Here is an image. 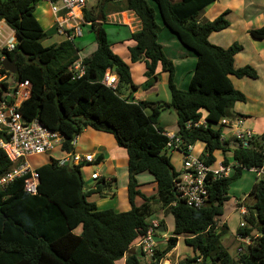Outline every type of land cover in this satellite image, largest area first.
Instances as JSON below:
<instances>
[{
  "label": "trees",
  "instance_id": "16d2710c",
  "mask_svg": "<svg viewBox=\"0 0 264 264\" xmlns=\"http://www.w3.org/2000/svg\"><path fill=\"white\" fill-rule=\"evenodd\" d=\"M37 1L0 0V20L14 30L18 39L16 48L7 56L16 57V79L31 84L30 95L20 104L19 111L27 121L36 118L48 129L61 133L64 141L58 149L62 154L75 151V137L87 128L112 134L117 146L128 156L130 208L98 209L88 197L109 191L110 183L100 181L95 188L86 190L81 166L60 164L51 158L35 168L36 194L23 190L26 176L14 179L0 190V264H116L151 226L153 201L171 214L173 231L163 250H154L150 262H140L135 253H129L125 264H159L162 256L176 246L179 236H183L194 253L177 264H264V176L254 181L249 192L253 202L246 206L244 226L237 228V233L248 237L249 243L233 258L220 241L226 226L214 227L228 198L232 173L207 182L209 197L205 205L188 206L174 189L176 170L164 151L167 137L158 122L162 111L173 109L177 117L176 134L182 139V146L202 142L200 158L206 164L215 161V151L220 150L223 155L230 151L237 163L232 177L244 169L263 165V156L255 145L234 144L235 148L230 149V141L220 139V120L231 115L235 102L244 101L230 76L257 77L252 66L233 65L234 55L242 45L233 42L222 47L208 40L212 32L228 27L225 17L228 11L211 20L199 21L200 12L216 0H95L96 5L83 9V16L95 32L97 47L81 59L84 72L76 77L78 47L67 40L43 44L47 31L34 16ZM109 3L113 8H109ZM124 10L133 12L141 23V28L130 34L135 42L128 48L130 61L144 62V75L148 79L156 76L157 65L168 73V103L130 101L125 95L136 89L129 65L111 50L105 29L95 22L98 16L104 20L109 13ZM156 11L163 25L196 55L187 89L175 84L174 64L158 42ZM247 33L264 43V24L249 28ZM106 71L117 76L115 88L102 82ZM201 118L204 125L185 127L187 121ZM99 159L96 157L97 163ZM222 161L226 164L228 158L224 155ZM10 167L0 150V176ZM143 172H148L156 184L153 196L144 195L138 188L137 176ZM137 196L143 199L138 206ZM154 233L163 232L157 226Z\"/></svg>",
  "mask_w": 264,
  "mask_h": 264
},
{
  "label": "crops",
  "instance_id": "0c3cea01",
  "mask_svg": "<svg viewBox=\"0 0 264 264\" xmlns=\"http://www.w3.org/2000/svg\"><path fill=\"white\" fill-rule=\"evenodd\" d=\"M217 1L218 0H216V2H214L209 7L204 8L200 12L198 17L199 21L211 20L215 18L217 15H219L221 12H223L224 10L228 11L225 17L229 18L230 21L232 20L231 19V16L233 15L232 11L234 12L236 11L241 17H243L245 21L243 33L245 34L244 35L245 39L246 41H248L249 45L242 46V49L234 55L233 65L235 68L242 67L245 65H250L257 72L256 78H250L246 76L242 78H237L233 75L230 76V80L234 88L240 91L244 95V101H237L233 104L231 109V115L229 117H241L243 119L244 127L250 128L256 134L261 135L264 133V43L263 41L255 40L251 38L250 35L247 33V30L249 28L261 27L264 24V8L262 11V7L256 4V0H230L229 2L223 0L222 4H219ZM94 5H96L95 0H93L91 7H93ZM109 8H113L112 3H109ZM155 16L157 21V17H158L157 14H155ZM97 18L98 19L95 20L97 26L99 25L102 26L104 23H109L118 26V30L112 28L113 34L115 35L113 39L110 41V44H111V50L115 54L120 56L129 65L132 82L136 85V89L129 91L125 94L128 100L137 101V100L147 99L155 102L168 103L170 101V94L168 90V73L166 71H163L160 68V65H157L155 71L156 76L148 79L144 75L146 71L145 63L140 61L139 62L130 61V53L128 48L135 44V42L132 39H130V34L141 28L140 20L134 15L133 12L127 10L109 13L108 15H106L104 20H102L101 17H97ZM160 24L162 25V23L161 22L158 23L159 27ZM48 28H50V30H53L55 32L53 26V20L52 23L48 26ZM89 31H91L95 35L94 31L92 30ZM106 34L108 37L107 31ZM160 34L165 38V40L171 42L172 48H175L179 51L178 55H174L172 51H166V49L163 48L164 42H162V40L159 39ZM174 35L175 34H173V32H171L170 30L169 32H165V30H163L160 27L158 31L157 39L158 42L161 44L163 52L166 55V57L170 59L174 64L175 84L177 85V87L181 89H186L196 63V55L193 51L189 50L188 48H186L185 51L182 50L183 49L181 48L182 44H180L177 37ZM227 36L229 37L227 38ZM222 37L223 39L226 38L225 43L223 44L220 43V40H215V39H221ZM208 40L211 43L227 47V45L229 46L235 40V34L232 33L230 29L225 28L218 32H212L208 36ZM60 41H63V38L59 36L57 42ZM74 44L79 49V51L77 52L79 58L82 59L83 57H86L89 54H91L96 49L97 47L96 35L94 41L89 42L86 38H84L79 44L78 42H74ZM177 71L185 73L184 79L182 80L180 85H178L177 81L175 80ZM146 82H148L149 85L146 86L145 85ZM160 98H164V99H160ZM161 115L162 113L160 114V116ZM161 127L164 129L165 132H173V133H177V129H178L177 124L176 126H173L170 129L167 128L169 126L167 127L161 126ZM221 131L224 134V140L230 141L229 148L231 149V146H234L235 141L232 138H230L231 135L227 133L226 127L222 126ZM73 146L76 152L92 153L94 154V156L100 157L99 162L97 164H94L96 168H90L89 173L86 174L87 175L86 178L84 177L81 169L86 190L95 188L97 183L100 181L109 182L111 185L109 191H102L101 194L92 193L88 197V200L93 201L98 209L113 208L116 211L128 210L130 208V204L125 205V203L123 205L124 207L122 210L118 209V206L121 204L119 201H117L119 199L117 198L114 188L112 187L116 185L118 180L122 179L124 188H121V190L123 191L122 193H124L126 200H128L127 199L128 177L126 170L128 156L123 148L117 146L114 137L111 136L109 133L87 128L82 133H80L75 137L73 141ZM195 147H196V151L194 150ZM203 147L204 144L202 142H196L195 144H193V149L191 154L193 156L200 157L202 155ZM57 151L60 150L59 149L54 150L53 152H57ZM194 151L196 152L195 154H193ZM217 152L219 153L218 156H217ZM52 153L50 155H47L48 156L47 159L44 160L42 163L38 164L37 167L42 164L50 162L51 158L58 159L63 155L62 154L61 156L54 157ZM224 155L228 158V162H233L232 153L230 151L225 152ZM224 155L220 150L215 151L214 152L215 161L212 163V165H216L218 162L222 161ZM104 169H105V173H102V171L104 172ZM95 171L99 174L100 177L97 180H92L90 179V174ZM150 181H151L150 188L145 187L143 189L141 188V185L139 187V190L146 196H149L150 194H154V192L156 193V184L154 181L152 180ZM142 202L143 199L137 196L135 199V204L138 206ZM163 211L164 210H160L162 216L164 215ZM153 216L154 213L151 215L149 219L151 221L158 222L155 217L153 218ZM222 221L225 222L226 219L223 218ZM163 227L164 225L163 224L160 225L158 222V230L159 232H163V233L158 235L154 233L153 238L154 241L156 240L155 249L158 248L157 247L158 243L164 241L162 239L166 240L169 237L168 233L163 231ZM163 235L165 236L163 237ZM180 237L181 236L178 237L177 244L179 242ZM138 242L139 240L134 241V243L130 246L128 251L124 254V256L121 259H119L116 262V264L117 263L125 264L124 263L125 257L129 253H135L136 256L139 258L140 262H144V263L150 262L149 257L145 256L144 253H142L140 248L137 246ZM177 244L171 250L172 252L175 251ZM190 249L192 248L187 245V250L189 251V254L188 255L184 253L183 255L181 254L179 261L185 259L187 256L193 255L194 252L193 250ZM160 262L159 264H163V262L162 263Z\"/></svg>",
  "mask_w": 264,
  "mask_h": 264
},
{
  "label": "built area",
  "instance_id": "2783aa9c",
  "mask_svg": "<svg viewBox=\"0 0 264 264\" xmlns=\"http://www.w3.org/2000/svg\"><path fill=\"white\" fill-rule=\"evenodd\" d=\"M48 3L51 14L53 15V26L55 33L63 40L75 42V39L82 36V25H89L84 21L83 9L88 0H41ZM18 42L14 30L3 20H0V150L11 163L8 171L0 176V190H3L14 179L26 176L24 178L23 190L31 195L37 193L38 173L27 161V158L36 155L49 154L64 141V136L54 130L45 127L40 120L33 119L27 121L19 111L20 104L29 97L31 84L28 80H17L15 74L5 70L2 61L8 57ZM3 70V71H2ZM75 76L83 74L84 68L79 58L74 64ZM102 82L112 88L118 83L116 75L106 71ZM205 120L201 118L196 122L187 121L185 127H197L204 125ZM220 126L227 128V133L231 135L235 144H241L244 147L255 145L263 156V165L261 167H252L248 170L255 171L257 176L264 174V135H258L250 128L243 126L241 117H223L220 120ZM167 137L164 151L177 150L183 157L182 170L176 171L173 179V186L179 198L183 199L188 206L201 207L208 200L207 182L217 178H226L234 171L236 162L223 161L216 165L206 164L200 157L191 154L193 145L184 144L182 139L176 133L163 132ZM221 140H224V134L221 133ZM57 145V146H56ZM60 164L71 165H91L97 164L96 156L92 153H79L75 151L65 152L57 159ZM80 168V169H81ZM99 174L95 171L90 174V179L97 180ZM237 209L241 216L247 214V209L242 201L238 200ZM241 217V219H242ZM224 221H217L214 224L215 229L224 225ZM158 222L151 221V226L146 234L139 240L137 246L145 256L151 260L155 250L154 229ZM244 222H240L238 227H243ZM165 235H163L164 237ZM241 241L248 242V237H242L237 234ZM249 243V242H248ZM242 247L237 248L241 252Z\"/></svg>",
  "mask_w": 264,
  "mask_h": 264
},
{
  "label": "rangeland",
  "instance_id": "374dc122",
  "mask_svg": "<svg viewBox=\"0 0 264 264\" xmlns=\"http://www.w3.org/2000/svg\"><path fill=\"white\" fill-rule=\"evenodd\" d=\"M226 1L229 2L230 0H226ZM217 2L219 4H222L223 0H218ZM92 3H93V0H88L85 8L90 9ZM256 4L261 6L262 11H263L264 0H256ZM114 7H115V5H114ZM92 12L94 13V10H92ZM156 14L158 16L157 17L158 23L159 22L162 23V21L159 17V13L157 11H156ZM232 14L233 15L231 16V19H232L231 21L229 20V18H226V19L229 22L227 29H230L232 31V33L235 34V40L233 42L236 41L242 46H244V45L248 46L249 45L248 41H246L245 36H244L245 34L243 33L244 25H245L244 18L241 17L236 11L235 12L232 11ZM96 15H100V14H98V12H97ZM228 15H227V17H228ZM34 16L37 19V21L40 23L41 27L47 31V36L43 40V44H51V43L57 42L59 36L53 30H50V28H48V26L52 23V20H53V16L51 14L48 3L45 1H41V0L37 1L34 4ZM88 26L82 25V28H83L82 29V36L83 37L76 38L75 42H78V44H79L84 38H86L89 42L94 41L95 35L91 31H89L90 28ZM102 27L104 29H106V31L108 33V41H111L115 35V34H113L112 28H114L115 30H118V26L113 25V24H109V23H104L102 25ZM160 27L163 30H165V32H169V30L163 25V23H162V25L160 24ZM174 36H176V35H174ZM228 37L229 36H227V38ZM159 39H161L162 42H164L163 48H165L166 51H172L174 53V55L179 54V51L177 49L172 48L171 42L168 40H165V38L161 34L159 36ZM215 40H220V43L223 44V43H225L226 38L223 39V37H222L221 39H215ZM212 44H214V43H212ZM215 45H217V44H215ZM181 46H182L181 48H183L182 50L185 51L186 47H184L183 45H181ZM219 46H221V45H219ZM222 47H225V46H222ZM184 76H185L184 72L177 71L175 80L177 81L178 85L181 84L182 80L184 79ZM160 99H164V98H160ZM160 103H162V102H160ZM176 121H177V117L175 115V112L171 108L162 112V115L158 119L159 124L161 126H166V127L169 126V127H167L168 129L172 128L173 126H176ZM110 135L113 136L112 134H110ZM194 150L196 151V147L194 148ZM195 151L193 152V154L196 153ZM75 152H76V150H75ZM51 153H49L47 155H50ZM47 155L42 154V155L31 156V157L27 158V161L34 168V167H37L38 164H40L44 160H46L48 157ZM52 155L54 157H58V156H61L62 153H61V151H57V152H53ZM167 155L170 157V162H171L172 166L174 167V169L176 171H181L182 170V164H183L182 155L177 150L168 151ZM218 155H219V153L217 152V156ZM90 168H96V167L94 164H91V167H90V165H83L82 166L81 169H82V173H83L85 178L87 176L86 174L89 173ZM102 173H105V169H104V172L102 171ZM233 175L234 174L232 172L231 181H230L228 192H227L228 198L223 203L222 214L218 216V221H222L223 218L226 219L227 222L226 221L225 222L227 225L224 223V225L226 227L223 228L224 225L222 226L224 233L222 234L220 241H221L222 245L229 251L230 255L233 258H237L238 254H239L237 252V248L242 247L244 249L245 245L248 244L249 240H248V242L241 241L237 237V234H238L237 228H238V225L240 224V222H242V219H241L242 216L237 209V203L236 202L238 200L242 201V204H244L245 207L248 204H251L253 202L252 199L250 198V195H249L251 187H252L254 181L256 180V178H259L260 176H264V174L257 176L255 171H250V170L244 169V170H242L240 175H238L236 177H232ZM137 179L140 182L141 188H143V189L145 187L150 188V182H151L150 180L153 181L152 176L148 172L140 173L137 176ZM140 185L138 186V188L140 187ZM123 186H124V184H123L122 179L118 180V182L116 183L115 186H112L114 188L115 194L117 195V198L119 199L117 201H119L121 204L118 206V209H120V210L123 209L124 203H125V205L129 204L128 200H126L124 193H122L123 191L121 190V188H124ZM84 188H85V185H84ZM106 191H108V190H106ZM155 194L156 193L154 192V194H150L149 196H153ZM152 205H153L152 209H153V213H154L153 218L155 217L157 219V221L159 222V224H163L164 225L163 231L168 233V235H170L173 231V218H172L171 214L170 213L166 214L165 211H163L164 215L162 216L160 213V210H164V209H162L160 207L159 203H156L155 201H153ZM166 215H168V216H166ZM159 216H161V217H159ZM252 234L255 235V231H253ZM156 235H158V234L156 233ZM181 237L179 239L177 247L175 248V251L172 252L171 251L172 249H171L170 251L165 253L162 256L160 263L163 262V264H177L180 260L179 258L181 256V254L182 255H183V253L187 254V255L189 254V251L187 250V245L183 241V236H181ZM162 240H164V241L158 243L157 247L159 249L163 250V248L167 242V239L166 240L162 239ZM190 250H192V249H190ZM197 264H199V263H197Z\"/></svg>",
  "mask_w": 264,
  "mask_h": 264
},
{
  "label": "water",
  "instance_id": "95a60500",
  "mask_svg": "<svg viewBox=\"0 0 264 264\" xmlns=\"http://www.w3.org/2000/svg\"><path fill=\"white\" fill-rule=\"evenodd\" d=\"M2 66L5 70L9 71L12 74H15L17 71V65H16V57L10 58L6 57L2 61ZM235 146H231V149H234ZM71 165V164H70Z\"/></svg>",
  "mask_w": 264,
  "mask_h": 264
}]
</instances>
